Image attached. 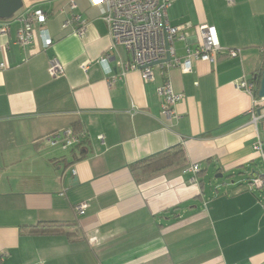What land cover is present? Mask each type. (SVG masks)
Returning a JSON list of instances; mask_svg holds the SVG:
<instances>
[{
    "label": "crops",
    "instance_id": "obj_1",
    "mask_svg": "<svg viewBox=\"0 0 264 264\" xmlns=\"http://www.w3.org/2000/svg\"><path fill=\"white\" fill-rule=\"evenodd\" d=\"M225 1L172 2L168 23L190 24L174 41L175 56L197 47L203 24L215 26L220 45L239 55L194 60L191 72L156 64L147 82L130 70L109 83L95 62L109 53L118 73L119 59H130L111 46L106 5L22 0L0 19L9 22L0 38V61L8 65L0 69V252L8 253L0 264H264V207L242 183L260 168L252 144L257 135L264 142V125L253 124V99L235 86L243 73L264 67V6ZM27 8L47 16L53 44L46 51L30 54L35 46L16 43L17 17ZM73 14L84 21L83 36L61 27ZM52 56L64 75H49ZM85 61L91 63L82 71ZM166 79L183 94L178 119L160 111L156 88ZM67 128L85 132V140L68 149L44 141ZM177 144L183 163L133 177L130 163ZM192 163L200 165L194 183L184 172ZM211 173L229 178L206 184ZM82 201L88 207L79 215L74 206ZM51 221L62 227L34 230Z\"/></svg>",
    "mask_w": 264,
    "mask_h": 264
},
{
    "label": "built area",
    "instance_id": "obj_2",
    "mask_svg": "<svg viewBox=\"0 0 264 264\" xmlns=\"http://www.w3.org/2000/svg\"><path fill=\"white\" fill-rule=\"evenodd\" d=\"M91 5H106L103 11V20L107 24L111 37L112 47H122L130 54L129 60L118 61L119 72L114 73L109 66L110 54L104 53L95 60L108 76L109 83L117 78L124 76L130 70L140 72L142 79L147 82L153 80V69L150 65L170 57L168 62L158 63L161 67L177 66L182 72L192 71V62L194 60H203L214 63L217 55L225 53L230 57L239 55L238 49L224 48L220 45L215 26L203 24L198 27L200 33V43L196 48H187L185 56L178 58L175 56L174 41L179 31L189 27V23L171 26L167 20V10L174 0H88ZM229 4L234 0H226ZM70 7L76 6L75 0H70ZM47 16L41 9H25L17 20L19 27L16 31V43L21 47H32L30 54L38 50L46 51L53 44V39L43 25ZM72 26L75 34L83 36L85 33L84 21L79 14H73L67 18L61 25L62 29ZM9 34V22H0V38ZM39 46V48H38ZM4 53L3 44L0 43V55ZM90 61L80 64L82 71H86ZM8 65L4 60L0 61V69H6ZM48 73L51 77H60L64 75V67L56 56L49 59ZM235 86L247 93L253 99V105L250 110L252 122L256 126L259 121L264 125V97H257V84L255 76L242 74L235 82ZM157 95L160 98V111L166 119H178L180 116L175 111V105L183 98L182 93L175 92L169 79H166L156 88ZM257 111V113H256ZM134 112V110H133ZM86 138L83 131H75L67 128L61 131L53 132L44 138V141L50 146H58L62 149L79 146ZM103 142V136H98ZM253 150L260 159V170L253 171L245 181V189L249 192L258 193L260 202L264 207V142L257 135L252 144ZM184 172L191 173L190 182H197V174L200 172V165L192 163ZM72 173L75 171L72 169ZM88 207L87 201L77 203L74 208L77 214H84ZM8 256L6 252H0V262Z\"/></svg>",
    "mask_w": 264,
    "mask_h": 264
},
{
    "label": "trees",
    "instance_id": "obj_3",
    "mask_svg": "<svg viewBox=\"0 0 264 264\" xmlns=\"http://www.w3.org/2000/svg\"><path fill=\"white\" fill-rule=\"evenodd\" d=\"M261 71L262 70L252 75L256 78L257 86H259ZM185 158L186 157L183 146L181 144H177L157 153L151 154L147 157L136 160L130 163L128 165V168L133 177L137 181H139L144 177H149L155 173L179 165L185 161ZM60 227H62V225L57 221L42 222L36 225L34 230L38 232H43L49 230H57Z\"/></svg>",
    "mask_w": 264,
    "mask_h": 264
},
{
    "label": "water",
    "instance_id": "obj_4",
    "mask_svg": "<svg viewBox=\"0 0 264 264\" xmlns=\"http://www.w3.org/2000/svg\"><path fill=\"white\" fill-rule=\"evenodd\" d=\"M22 6V0H0V19H6L16 13ZM170 57L167 56L165 59L153 62L150 65H156L158 63L168 62ZM257 97L262 98L264 97V67L261 71V77L259 80V86L257 89ZM221 176V174H218Z\"/></svg>",
    "mask_w": 264,
    "mask_h": 264
},
{
    "label": "rangeland",
    "instance_id": "obj_5",
    "mask_svg": "<svg viewBox=\"0 0 264 264\" xmlns=\"http://www.w3.org/2000/svg\"><path fill=\"white\" fill-rule=\"evenodd\" d=\"M225 5L226 6H233V5H235L234 3H232V4H229L227 1H225ZM240 6H264V0H261V2H250V3H246V2H244V3H242ZM259 170H260V168H259ZM228 176H223V177H218V178H216L215 177V174H209L205 179H204V181H205V183L206 184H208V182L209 181H213V182H217V181H225V180H228ZM241 180V179H240ZM243 180V184H245V181H246V179L245 178H243L242 179Z\"/></svg>",
    "mask_w": 264,
    "mask_h": 264
}]
</instances>
